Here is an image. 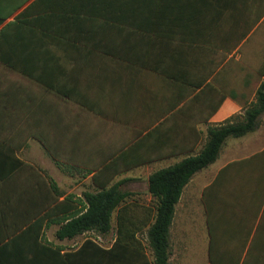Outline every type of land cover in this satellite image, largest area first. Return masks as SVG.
I'll return each instance as SVG.
<instances>
[{
    "label": "crops",
    "instance_id": "0c3cea01",
    "mask_svg": "<svg viewBox=\"0 0 264 264\" xmlns=\"http://www.w3.org/2000/svg\"><path fill=\"white\" fill-rule=\"evenodd\" d=\"M263 21L264 0H0V264H156L150 226L113 247L116 210L106 236L56 234L103 188L159 204L151 176L249 121L182 187L168 263L264 264ZM221 172L237 212L209 216Z\"/></svg>",
    "mask_w": 264,
    "mask_h": 264
},
{
    "label": "trees",
    "instance_id": "16d2710c",
    "mask_svg": "<svg viewBox=\"0 0 264 264\" xmlns=\"http://www.w3.org/2000/svg\"><path fill=\"white\" fill-rule=\"evenodd\" d=\"M262 27L263 29L261 31L264 39V21ZM262 69L264 72V61ZM261 89L260 100L264 101V81ZM254 127L255 125L253 122L249 121L243 126H240L239 129L225 128L223 131L221 130L222 133L220 132L215 135L214 140L210 142L202 157L186 160L179 166L151 176L149 180L150 192L158 197L159 204L154 206L121 204L125 198V194L118 191L117 187H112L110 189L103 188L102 191L96 194H87L86 197L89 203L88 210L80 216L63 224L57 231V237L59 239L72 238L87 230H95L103 236L111 230V219L113 212L116 210L117 238L113 247H143V242L139 238V234L146 227L150 226L148 234L155 252V263L169 264V227L172 222L175 203L179 198L182 187L187 183L196 170L215 160L223 140L229 134L237 136L242 135L252 130ZM222 179L223 175L221 172L217 176L215 182L203 191V202L206 205L209 216L212 213L237 212L236 204L233 203V201H230V203H232L230 204L228 201V197L231 198V196H227L223 189L220 188V182ZM260 180L264 182V177L260 178ZM263 204L264 193L262 196V206ZM61 207L63 206H57L54 211L62 209ZM39 223L40 220L37 224L41 225ZM33 227L31 229H33ZM83 246H93L98 248L103 260L109 259L115 253L114 249L106 250L101 248L92 239H87L83 243ZM248 256L250 257V255ZM217 258V255L211 252V264H218ZM246 261H248V259H245V262L242 264H246ZM239 262L240 260H232V262H229L228 264H239Z\"/></svg>",
    "mask_w": 264,
    "mask_h": 264
},
{
    "label": "rangeland",
    "instance_id": "374dc122",
    "mask_svg": "<svg viewBox=\"0 0 264 264\" xmlns=\"http://www.w3.org/2000/svg\"><path fill=\"white\" fill-rule=\"evenodd\" d=\"M113 224L114 223L111 222V226H113ZM110 232H111V230L107 234H105V236L110 234ZM89 233H90V235H93V231L90 230ZM228 256H229V262H232V260H238L239 261L243 257V253L239 254L238 249H237L234 252L230 253Z\"/></svg>",
    "mask_w": 264,
    "mask_h": 264
}]
</instances>
